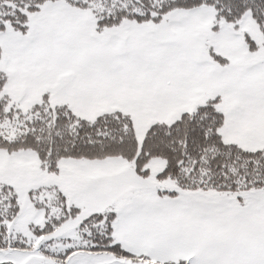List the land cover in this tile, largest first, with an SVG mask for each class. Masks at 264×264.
<instances>
[{"label": "snow or ice", "instance_id": "1", "mask_svg": "<svg viewBox=\"0 0 264 264\" xmlns=\"http://www.w3.org/2000/svg\"><path fill=\"white\" fill-rule=\"evenodd\" d=\"M0 264H264V0H0Z\"/></svg>", "mask_w": 264, "mask_h": 264}]
</instances>
